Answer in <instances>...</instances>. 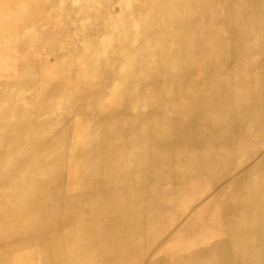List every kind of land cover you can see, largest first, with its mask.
Instances as JSON below:
<instances>
[{"label":"bare ground","instance_id":"obj_1","mask_svg":"<svg viewBox=\"0 0 264 264\" xmlns=\"http://www.w3.org/2000/svg\"><path fill=\"white\" fill-rule=\"evenodd\" d=\"M8 9L59 35L23 67L53 72L0 88V264H231L235 241L257 258L264 0Z\"/></svg>","mask_w":264,"mask_h":264},{"label":"crops","instance_id":"obj_2","mask_svg":"<svg viewBox=\"0 0 264 264\" xmlns=\"http://www.w3.org/2000/svg\"><path fill=\"white\" fill-rule=\"evenodd\" d=\"M30 2L31 0H0V8L3 9L0 11V88H4L5 86L21 87L22 82H25V87L27 86L26 74L28 70L23 67L31 60V43H26V37L30 39L31 36L30 26L27 28V32L20 26V19H18V24L14 23L12 18L17 15H15L14 12L10 13L11 11H9L8 8L16 6L21 7L23 5H25V7L30 6ZM261 249L262 250L259 251L261 253H259L257 258H248V260L242 262V264H264V240Z\"/></svg>","mask_w":264,"mask_h":264},{"label":"rangeland","instance_id":"obj_3","mask_svg":"<svg viewBox=\"0 0 264 264\" xmlns=\"http://www.w3.org/2000/svg\"><path fill=\"white\" fill-rule=\"evenodd\" d=\"M16 18H17V19H16ZM12 19H13V22H14V23H17V24H18V22H19V20H18L19 17H18V16H14ZM67 34H68L69 36H68ZM57 35H59V34H57ZM57 35H54V32H51V33L48 32V33H46V34H42L41 36H37L38 38H37L36 36L34 37L33 35H31L30 37H31L32 39H31V38L29 39V38L26 37V43H27V42H30L31 44L33 43V45L36 46V45L40 44V43L43 41L44 38H48V37H51V36H53V37H57ZM40 37H41V39H40ZM69 37H70V34H69V32H67L65 38H66V39H69ZM37 39H38V40H37ZM28 40H30V41H28ZM34 41H35V42H34ZM38 41H39L40 43H39ZM35 43H36V44H35ZM50 50H51V49H50ZM48 51H49V50L46 49V50L41 51V53L46 55V54H49ZM41 53H40V54H41ZM35 55H37V53H34V52L31 53V57H32V56H35ZM32 58H33V57H32ZM53 70H54L53 68H48V67H41V68H38V66H37L35 69H33V70L31 69L30 71H27V72H29V74H34V73H35V74H37V75H39V74L41 75V74H50V72H53ZM21 151L24 152V150H21ZM0 161H1V160H0ZM28 161H29V159H27V158L24 160V162H28ZM18 164H20V163H18ZM14 168L19 169V168H21V165H17V164H16V165L14 166ZM18 171H19V170H18ZM13 172H14V171H12V173H13ZM16 172H17V171H16ZM2 175H4V174H2ZM5 175H6V173H5ZM10 198H11V197H10ZM18 198H19L20 200H19ZM12 199H14V200H12L13 203H14V202L16 203L17 201L20 202L23 198H21V197H15V198H12ZM16 200H17V201H16ZM7 209H8V210H7ZM7 209H3V211H5L6 214H9V213H11V212H9L10 209H11V211H13V210H15L16 208H15V207L13 208V206H11V205L9 204V206H7ZM7 212H8V213H7ZM251 216H252V215H251ZM233 226H234V225H233ZM235 226H241V225H238V224H237V225H235ZM236 231H237V230H233V233H236ZM239 232H240V230L238 231V233H239ZM231 236H232V235H231ZM233 238L236 239V236H234ZM238 239H240V238H238ZM237 243H238V242L235 241V242L231 245V247H230L231 250H232V253L235 254L234 259L231 260V264H242V262H246V260H248V255H247V251H246V246H245V245H241V244L238 245ZM240 249H241V251H240ZM242 249H243L244 251H243ZM243 253H244L245 256L243 255Z\"/></svg>","mask_w":264,"mask_h":264}]
</instances>
